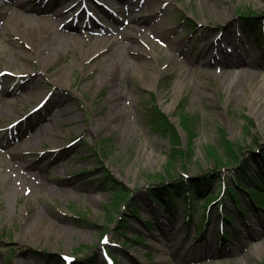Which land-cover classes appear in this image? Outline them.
<instances>
[{"label": "rangeland", "instance_id": "obj_1", "mask_svg": "<svg viewBox=\"0 0 264 264\" xmlns=\"http://www.w3.org/2000/svg\"><path fill=\"white\" fill-rule=\"evenodd\" d=\"M144 1L151 17L135 24L122 0H0V264H63V256L71 264H106V256L114 264H264V211L250 196L239 198L245 214L226 189L208 219L204 209L233 176L253 187L236 163L217 168L207 157L211 146L221 148V129L241 143V163L264 172V34L256 41L239 16L259 15L264 29V0ZM16 2L34 21L15 16L9 23ZM71 16L66 33L78 41L64 43L59 55L42 51ZM127 26L139 30L130 44L141 51L122 50L134 65L97 88L98 60L110 46H94V31L117 30L121 40ZM86 51L93 55L84 63ZM218 60L243 65L227 75ZM63 67L69 70L55 83ZM114 88L123 94L115 101ZM161 114L185 151L190 138L180 118L196 123L192 153L177 157L172 177L165 175L171 141L158 126ZM112 175L127 191L119 202ZM183 176L207 178L190 222L181 200L170 219L151 193ZM222 204L232 220L226 242L217 227ZM134 235L143 240L128 246Z\"/></svg>", "mask_w": 264, "mask_h": 264}, {"label": "trees", "instance_id": "obj_2", "mask_svg": "<svg viewBox=\"0 0 264 264\" xmlns=\"http://www.w3.org/2000/svg\"><path fill=\"white\" fill-rule=\"evenodd\" d=\"M240 18L243 19L244 24H247L249 28H256L259 27L258 19L260 18L259 15L254 14L251 12V14H248L242 10V12L239 14ZM158 114V110L156 111ZM180 117V114H179ZM158 126H160L162 129L166 130L169 133V138L171 141V155H169L168 163H167V176H171L170 171L175 167L174 164L178 160L177 157H179L180 154L183 155V158H187L186 154L187 152L192 153V145H193V140L196 137V127L194 123L195 121L190 120V117L185 118L181 116L180 122L185 125V130L188 132V137L190 138L189 145L186 146V151L185 149L180 147L179 139L176 135V129L173 128L171 122L166 118V116H163L161 114V117L157 118ZM222 133V139H221V148L217 149L215 146H211L209 150H207V157L213 162V164L217 168H222L224 166H227L229 164L236 163L239 165L238 170H240L244 176H248L250 182L254 185V189H250V187L243 182L241 178H236L232 177V185L226 186V193L231 196L233 201L239 205V198L241 197V194H250L251 198L254 199L255 195L260 196V198H264L263 194V186L261 183H258L260 179H264V172L263 170L259 167V165L256 166L257 170V175L251 173V169L249 167H246L241 163V157L243 158V147L240 142H231L227 140L226 135L223 131V129L220 130ZM191 157V156H190ZM262 160L264 161V148H263V153L260 155ZM253 172V171H252ZM111 176V175H110ZM109 176V179L111 180L110 187H112L114 190L117 191V194L115 195V200L116 201H122L123 199L126 198L127 191L119 189L121 187V184L117 182L116 179ZM207 178H203V180H197L196 178L190 179L187 181V179H181L180 182L176 184H171L168 185L166 183H163L162 186H159L154 189V191H151L152 196L157 198V202L159 206H161L164 210L170 211V208L175 205V200L176 198H179L181 196V192H183V201L185 206H187V209L189 212H187V216L191 217V207L194 200L199 199L198 197L201 196L204 192L205 189V181ZM187 182V183H185ZM119 189V190H118ZM224 193V192H221ZM220 193V194H221ZM216 195V196H215ZM219 193L215 194L213 193L209 198L207 199L210 200V203L215 202L217 200V196ZM217 197V198H216ZM205 203V202H204ZM206 204V203H205ZM204 204V205H205ZM260 206H263V203H257ZM208 205V207H209ZM241 209L240 207H238ZM224 220H230V218L226 215L223 214ZM189 219V218H188ZM82 248V247H81ZM79 250H82V249ZM83 264L82 261H79L77 264Z\"/></svg>", "mask_w": 264, "mask_h": 264}, {"label": "bare ground", "instance_id": "obj_3", "mask_svg": "<svg viewBox=\"0 0 264 264\" xmlns=\"http://www.w3.org/2000/svg\"><path fill=\"white\" fill-rule=\"evenodd\" d=\"M125 6V9L130 13L129 16V22L131 23H135V24H143L146 21H148V19H150V17L147 15L146 11L143 9L144 5L146 7V4L144 0H122ZM141 3L142 6H141ZM19 2H16L13 8H10L9 11L11 12V16L12 18L9 19V23H13V19L15 16L18 17H23L27 20H33L32 16L29 14H25L23 12H19L17 11V7H19ZM138 7H142L141 11H139L138 13H133L134 10H136ZM64 11V10H63ZM65 14V11H64ZM93 14V12H92ZM63 15H61L60 13L58 14V17H62ZM70 19H66V21H63L61 23H63V28H61L60 30H53L52 35L49 37V39H47V41L44 43L43 46V50L42 51H46L49 52L50 54H54V55H59L62 53V48H63V44L66 42H77L78 41V37L75 36L74 34L70 35L68 33H66V29H69L70 27ZM38 24H43L46 23L47 20L44 19H36ZM34 21V20H33ZM49 22V21H47ZM50 24H52L53 26L58 25L60 23L57 24V20H54L53 22H50ZM115 31L117 30H113V29H107L104 27H100V28H96V30L94 31V35L92 37V39L94 40V46H98V48L103 51L104 49H106L107 46H110V49L103 55L102 59L98 60V62H101L102 65H99V77H96L94 79L95 82V86L97 88H100L101 86H103L109 77H113V76H117V78H120L121 73H123L127 68L131 67L132 65H134V63L131 61V58L125 56L122 53V50H125L126 52H130V54H136V53H140L141 49L139 48L138 45H132L130 44L132 41V37L134 35H137L139 30L135 29L132 26H127L125 31L122 32V41L120 40V38L116 35L117 33H115ZM102 33V34H101ZM104 33V34H103ZM129 54V53H127ZM92 55L89 51L84 52L83 54V62H88L91 60ZM235 55V53H234ZM134 56V55H133ZM218 62V66H221L224 69V74L227 75H232L235 73L234 70H231L233 68H240L243 64L240 62H236V61H231V62H227V61H217ZM44 65L48 64V63H43ZM74 64L70 65L69 67H73ZM92 69V68H91ZM125 69V70H124ZM246 69V68H245ZM67 70H69L66 67H63L59 70V73L57 74V76L54 78V82L58 83L59 80L61 78H64L65 73L67 72ZM250 72V71H248ZM16 73H22L21 71H16ZM229 73V74H228ZM240 73V72H239ZM242 73V72H241ZM240 73V74H241ZM264 77V75H261ZM35 87L38 90H35ZM35 87H34V91H32L30 93V96L32 98H34L35 96H37L38 94H40V92H38L40 90V82L38 81V83H35ZM122 92L119 91L117 88H114L110 94H109V99L110 100H117L119 98L122 97ZM115 104L112 106V109H115ZM116 113V112H114ZM63 115V114H62ZM59 125V121L54 122V124ZM12 145H15L14 142L12 143ZM63 164V163H61Z\"/></svg>", "mask_w": 264, "mask_h": 264}]
</instances>
